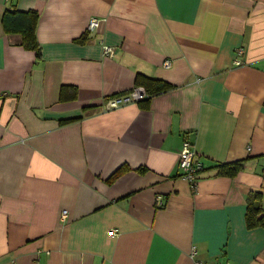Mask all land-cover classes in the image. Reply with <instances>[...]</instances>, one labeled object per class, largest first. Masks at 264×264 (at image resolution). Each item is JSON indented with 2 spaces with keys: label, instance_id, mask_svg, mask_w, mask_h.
Masks as SVG:
<instances>
[{
  "label": "crops",
  "instance_id": "0c3cea01",
  "mask_svg": "<svg viewBox=\"0 0 264 264\" xmlns=\"http://www.w3.org/2000/svg\"><path fill=\"white\" fill-rule=\"evenodd\" d=\"M16 11L38 13L36 51L4 31ZM141 79L168 90L107 110ZM192 250L264 264V0H0V264H192Z\"/></svg>",
  "mask_w": 264,
  "mask_h": 264
},
{
  "label": "built area",
  "instance_id": "2783aa9c",
  "mask_svg": "<svg viewBox=\"0 0 264 264\" xmlns=\"http://www.w3.org/2000/svg\"><path fill=\"white\" fill-rule=\"evenodd\" d=\"M102 22L99 19L93 18L89 21L88 25V31L89 32H95L96 30L100 29ZM103 45V44H102ZM103 53L105 57H112L114 55V48H110L108 46H102ZM242 53V50L239 52V54ZM236 65H240L241 63L239 60L235 62ZM172 66V62L170 60L165 61L164 68L170 69ZM151 95L142 87H136L131 92L119 96L113 99H108L106 102V108L107 110H113L118 109L123 106H126L129 104H135L140 103L141 101H146L150 99ZM196 160V151L194 148V145L190 141H185L180 153V163L179 167L182 172V178L188 182L192 190H196V186L199 181V173L202 172L203 166L198 163ZM67 217V211L62 212V219H66ZM109 235L111 237L116 236V231H110ZM191 257L193 260L192 264H205L202 261L196 260V252L195 250L191 251ZM213 264H223V263H213Z\"/></svg>",
  "mask_w": 264,
  "mask_h": 264
},
{
  "label": "trees",
  "instance_id": "16d2710c",
  "mask_svg": "<svg viewBox=\"0 0 264 264\" xmlns=\"http://www.w3.org/2000/svg\"><path fill=\"white\" fill-rule=\"evenodd\" d=\"M38 21V13L34 11L29 12H6L2 19V26L4 31L8 34H19L22 37V47L29 51H36L39 49V45L37 42L36 36V23ZM145 81V79H141ZM140 80V81H141ZM139 82V85L147 86V92L151 95H158L161 93H165L168 89L164 87L162 82L153 81H145ZM152 83L153 89L150 90L148 84ZM222 175L233 177L237 174V171L240 169V163H235L231 167L223 165L220 166ZM257 196V195H256ZM261 200L258 204L250 203L249 211L247 214V222L250 225L255 224L256 215L261 212Z\"/></svg>",
  "mask_w": 264,
  "mask_h": 264
}]
</instances>
